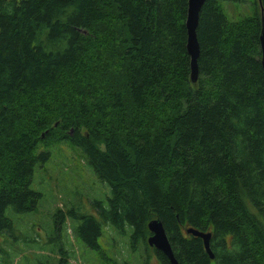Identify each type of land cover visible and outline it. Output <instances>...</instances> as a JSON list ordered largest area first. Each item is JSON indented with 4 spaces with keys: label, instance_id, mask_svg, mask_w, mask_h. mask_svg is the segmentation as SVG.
<instances>
[{
    "label": "trees",
    "instance_id": "trees-1",
    "mask_svg": "<svg viewBox=\"0 0 264 264\" xmlns=\"http://www.w3.org/2000/svg\"><path fill=\"white\" fill-rule=\"evenodd\" d=\"M219 1L200 11L192 82L188 0H0V231L37 209L34 170L62 142L104 191L94 215L56 209L55 236L70 220L97 252L103 227L147 249L159 221L179 264H264V0L238 22Z\"/></svg>",
    "mask_w": 264,
    "mask_h": 264
},
{
    "label": "rangeland",
    "instance_id": "rangeland-1",
    "mask_svg": "<svg viewBox=\"0 0 264 264\" xmlns=\"http://www.w3.org/2000/svg\"><path fill=\"white\" fill-rule=\"evenodd\" d=\"M255 2L220 0L219 6L228 21L238 22L253 14ZM50 149L49 161L36 167L32 177V189L43 194L37 209L24 214H13L9 209L5 213L11 220V229L0 231V264H58L62 257V261L67 259L68 264H159L155 248L147 246L146 249L140 242L136 249H131L125 236L110 228L104 230L103 227L97 240L100 252L79 240L75 221L66 220L55 236L52 218L55 210L80 206L81 214H93L90 202L101 199L104 186L99 185L90 174V167L87 168L84 157L77 149L62 142L51 144ZM53 236L64 249L59 255L53 253L48 245Z\"/></svg>",
    "mask_w": 264,
    "mask_h": 264
},
{
    "label": "water",
    "instance_id": "water-1",
    "mask_svg": "<svg viewBox=\"0 0 264 264\" xmlns=\"http://www.w3.org/2000/svg\"><path fill=\"white\" fill-rule=\"evenodd\" d=\"M206 0H188L186 9V19L184 22L187 39L186 51L190 58L191 80L195 82L197 79V60L199 57V44L197 41L196 29L198 26L199 14ZM261 31L258 37L260 45V63L264 71V18L261 17ZM148 231L152 234L148 238V244L160 251L167 259L169 264H179L175 259L167 235L159 221H151L148 224ZM186 233L198 237L203 241L204 249L210 258L213 255L209 248L210 234H203L195 230H188Z\"/></svg>",
    "mask_w": 264,
    "mask_h": 264
},
{
    "label": "crops",
    "instance_id": "crops-1",
    "mask_svg": "<svg viewBox=\"0 0 264 264\" xmlns=\"http://www.w3.org/2000/svg\"><path fill=\"white\" fill-rule=\"evenodd\" d=\"M149 233H150V232H149ZM150 236H152V234H151V233H150L149 237H150ZM149 237H148V238H149ZM147 242H148V239H147ZM148 245H149V244H148ZM149 247H150V245H149ZM153 248H154V247H153Z\"/></svg>",
    "mask_w": 264,
    "mask_h": 264
}]
</instances>
